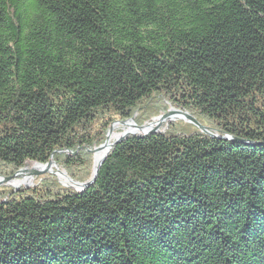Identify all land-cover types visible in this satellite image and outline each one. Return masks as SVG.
Returning <instances> with one entry per match:
<instances>
[{"label": "trees", "instance_id": "trees-1", "mask_svg": "<svg viewBox=\"0 0 264 264\" xmlns=\"http://www.w3.org/2000/svg\"><path fill=\"white\" fill-rule=\"evenodd\" d=\"M0 264H264V0H0ZM230 137L236 142L222 138Z\"/></svg>", "mask_w": 264, "mask_h": 264}, {"label": "water", "instance_id": "water-1", "mask_svg": "<svg viewBox=\"0 0 264 264\" xmlns=\"http://www.w3.org/2000/svg\"><path fill=\"white\" fill-rule=\"evenodd\" d=\"M172 121V120H179V121H183V122H187L188 124L194 126L195 128H197L201 133H203L204 135H207L211 138H217V136H215L208 128L201 126L191 115H189L187 112H182L179 110H174V109H170L165 115L160 116L156 119H154V121H158L157 127L153 130H149V131H143L144 128H146L147 126H149L151 123L146 124L142 127H138L136 126L132 120H129L128 123L127 122H114L109 131L107 132L106 135V140L103 143V145L95 148L94 150H92L90 153H92L93 155V169H92V176L90 178L89 181L79 184V183H74L72 182V180L66 175V173L64 171L59 170L52 157L49 159L48 163L46 164H38V163H34V166L32 169L27 170L26 166L22 169H20L15 175H13L12 177L9 178H0V185L2 184H12L13 181L15 180V178L17 177H22L23 175H28L30 178L32 177H40L42 175L45 174H49L52 176L57 177L60 181H62V179H64V181L61 182V184L69 189H73L77 192H82L84 190H86L90 185L93 184V182L95 181L96 175L100 169V167L102 166V164L105 161V158L108 154V152L111 150V148L121 142H123L125 139H127L128 137H133V136H139V137H146L152 134H155L158 132V127L159 125L166 121ZM126 124H130L131 128L135 129V130H141L142 132L140 134H133V133H128L125 132L123 133L120 137H118L113 143H109V136L112 132V127L113 125H126ZM224 140L227 141H232V142H236V140L230 138V137H225L222 138ZM105 150V154L104 156L96 161L95 160V154L101 152ZM16 188V187H14Z\"/></svg>", "mask_w": 264, "mask_h": 264}, {"label": "rangeland", "instance_id": "rangeland-1", "mask_svg": "<svg viewBox=\"0 0 264 264\" xmlns=\"http://www.w3.org/2000/svg\"><path fill=\"white\" fill-rule=\"evenodd\" d=\"M170 109H173V108H170V107H168L167 108V111L166 112H164V113H161L159 116H157V117H154V118H151L150 120H148V121H146L143 125H141V127L142 126H144V125H146V124H149V123H153L154 122V119H156V118H158V117H160V116H163V115H165ZM132 121H133V123H134V119H131ZM116 122H119V121H116ZM127 123H128V121H126ZM175 123H184V124H188L187 122H183V121H179V120H172V121H169V120H166V121H164V122H162L160 125H159V127H158V132H165L166 131V129H167V127H169L171 124H175ZM135 124V123H134ZM112 125V124H111ZM111 125H110V127H111ZM136 125V124H135ZM188 125H190V124H188ZM136 126H138V125H136ZM110 127H109V129H110ZM139 127V126H138ZM109 129H108V131H109ZM124 128L122 127V125H120V127L115 131V133L117 134V135H119V137L123 134V131H125V130H123ZM107 131V132H108ZM106 135H107V133H106ZM105 140H106V136H105ZM115 141V140H114ZM114 141H111V143H113ZM105 142V141H104ZM103 145V144H102ZM91 156H92V160H93V155H92V153H91ZM33 166H34V164H32V163H27V165H26V168H27V170H30V169H32L33 168ZM92 169H93V162H92ZM15 175V174H14ZM47 175H49V174H45V175H42V176H40V177H32V178H30L28 175H23L22 177H17V178H15V180L13 181V182H16V181H23V185H20L19 187L17 186V184H15V185H13V183L12 184H10V185H8V184H2V185H0V188H2V187H7V188H11V189H13V190H19V189H21V188H23V189H29V188H31V187H33V186H35L38 182H37V180H40V179H42V178H44L45 176H47ZM52 176V175H51ZM91 176H92V174H91ZM12 177V176H11ZM55 177V176H54ZM0 178H9V177H0ZM27 178H28V180H27ZM57 178V177H56ZM57 180H58V183L62 186V187H64L62 184H61V182L62 181H60L58 178H57ZM90 180V179H89ZM88 180V181H89ZM14 187H16V188H14ZM66 188V187H65Z\"/></svg>", "mask_w": 264, "mask_h": 264}, {"label": "bare ground", "instance_id": "bare-ground-1", "mask_svg": "<svg viewBox=\"0 0 264 264\" xmlns=\"http://www.w3.org/2000/svg\"><path fill=\"white\" fill-rule=\"evenodd\" d=\"M157 124H158V121H154L152 124H150L149 126L144 128L143 131L153 130V129H155L157 127ZM119 127H120V125H113L112 132H111V134L109 136V143H111V141H114V140H116L119 137V135H117L115 133V131ZM122 127L124 128L123 130H125V131H123V133L128 132V133H133V134H140L142 132L141 130H135V129L131 128L130 124L122 125ZM105 152L106 151L103 150V151L95 154V160L96 161L100 160L104 156ZM27 180H28V178H27ZM62 181H64V179H62ZM15 184H17V186L19 187L20 185H23L24 183H23V181H16V182H13V185H15Z\"/></svg>", "mask_w": 264, "mask_h": 264}]
</instances>
